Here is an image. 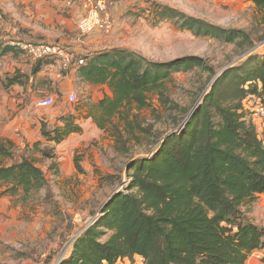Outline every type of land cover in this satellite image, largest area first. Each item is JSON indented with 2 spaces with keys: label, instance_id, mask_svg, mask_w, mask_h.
<instances>
[{
  "label": "trees",
  "instance_id": "16d2710c",
  "mask_svg": "<svg viewBox=\"0 0 264 264\" xmlns=\"http://www.w3.org/2000/svg\"><path fill=\"white\" fill-rule=\"evenodd\" d=\"M250 1L264 25V0ZM149 5L157 23L169 20L195 37L232 44L240 55L264 41V32L255 42L244 30L211 25L155 2ZM0 17L8 19L1 10ZM39 43L45 42L34 44ZM253 50L237 66L217 76L213 67L197 56L155 62L130 49L112 48L81 57L80 81L105 85L113 94L94 107L97 116L91 117L97 127L111 128L116 149L120 150L121 144L125 153L132 140L134 145H141L143 139L154 138L151 145L155 147L132 160L126 169L124 191L115 193L94 222L71 241L68 256L59 264H115L123 259L135 264V258H140L141 264H245L252 252H264V227L242 211L245 203L253 202L257 195L264 196V126L258 135L243 105L250 96L253 107L260 104L264 109V53ZM7 55L27 56L1 41L0 59ZM29 59V69L0 77L1 90L25 86L31 77L40 85L51 84L36 77L53 60ZM195 69L209 73L210 89L188 115L189 110L170 100L165 84L173 74ZM155 92L165 115L161 117L152 109V117H167L176 125L170 133L158 136L153 134V124H145L138 114L131 115L133 106L137 110L150 107L147 96ZM74 120L63 118V127L52 131L42 124L41 135L58 145L82 131ZM33 149L53 158L52 152L46 147L40 149L38 142ZM0 156L10 160L8 166L0 167V188L6 187L0 198L21 191L26 199L48 187L44 171L24 151L17 153L12 144L0 142ZM75 166L81 171L78 162ZM55 167L52 164L50 168Z\"/></svg>",
  "mask_w": 264,
  "mask_h": 264
},
{
  "label": "rangeland",
  "instance_id": "374dc122",
  "mask_svg": "<svg viewBox=\"0 0 264 264\" xmlns=\"http://www.w3.org/2000/svg\"><path fill=\"white\" fill-rule=\"evenodd\" d=\"M153 2L203 19L211 25L224 29L244 30L252 34L255 42H258L264 32V25L260 24L261 15L250 0H147L132 7V11L126 9L125 13H118L117 18L113 16L114 12L111 9L113 33L110 34V38L113 41L109 46L130 49L155 62L197 56L213 67L216 76L230 67L237 66L242 61V56L253 49H258L257 53H264V41L240 55L239 50L232 44L207 37H195L188 31H180L169 20L157 23L156 14L150 12L149 4ZM16 7L18 12L21 6ZM19 17L22 21L24 13L19 14ZM19 20H14L17 34L27 36ZM32 21L31 25L41 29L36 31L31 39H22L24 42L56 44L67 50L69 46L61 41L62 38L71 33L78 39L86 37L76 28L75 22L72 24L69 21L68 26L60 22L54 24L52 28H46L41 17L34 15ZM9 42L16 41L8 40L5 43ZM8 56L16 58L14 60H18L17 63L23 61L29 64L26 61L30 60L27 56L25 58ZM73 57L75 59L74 55ZM70 69L72 67L63 68L59 65L57 70L63 76V73ZM209 81V73L199 69L175 73L172 80L165 84L166 94L181 108L189 110V115L201 104L209 91ZM24 85H18L20 93L15 94L16 102L23 99L27 104L31 102L35 104L38 100L50 97L52 104L49 107H63L64 114L55 116L51 121L39 122V137L36 142L40 143V149L48 148L53 158L43 157L31 144L22 145L20 142L16 147L19 149L17 153L24 151L26 157L44 171L48 187L26 199L23 198L21 191L16 196L2 197L4 200L2 203L0 201V264H58L63 256H68L71 241L75 236L92 224L101 208L115 193L124 191V181H128L127 167L132 160L142 157L155 147L154 144L151 145L154 138L143 139L141 145H134L135 142L130 141L127 144L129 151L126 153L124 152L126 147L123 148L121 144L120 150L116 149L114 131L111 128L99 129L91 117L97 116L94 107L105 98L113 96L112 91L105 85L77 84V89L73 93L74 101H70L69 94L62 93L52 82L49 85H40L34 80L33 83ZM147 97L150 107L137 110L133 106L131 115L138 114L145 120V124H153L155 136L170 133L176 127L172 120L167 117L160 120L152 117V109L157 110L161 117L165 115L158 93H149ZM253 102L250 96L244 101L248 118ZM18 107L17 105L16 110ZM70 117H74V123L84 128L86 133L83 134L81 131L69 135L58 145L47 142L41 135L42 124H46L47 131H52L56 127H63L64 121L61 119ZM39 118L46 120V112L41 113ZM117 120L115 119V123ZM256 122L255 127L260 135L264 121ZM120 126L123 128L124 123L122 122ZM76 162L79 163L81 171L76 168ZM52 164H56L55 169L50 168ZM242 211L253 223L264 227L263 195H257L253 202L245 203ZM109 234L103 240H106Z\"/></svg>",
  "mask_w": 264,
  "mask_h": 264
},
{
  "label": "crops",
  "instance_id": "0c3cea01",
  "mask_svg": "<svg viewBox=\"0 0 264 264\" xmlns=\"http://www.w3.org/2000/svg\"><path fill=\"white\" fill-rule=\"evenodd\" d=\"M66 1L67 0H0V10L3 14L8 16L7 21H0V28L2 27V30H0V42L31 39L33 34L41 29L40 27H36V25H31L34 15L43 19L42 24L46 26V28H52L54 24L57 25L60 22L66 23L67 26L69 21L72 24L73 22L76 24L79 16H77L78 12L74 7H68L66 5ZM112 1L114 3V9L112 8L114 12L113 16L117 18L118 13H125L126 9L128 11H132V7L139 5V3L146 2L147 0ZM17 5L21 6L18 12V8L16 7ZM21 13H24L25 16L22 21L19 20V14ZM15 19L19 20L21 23L20 26L23 27L22 30L27 33V36H19L17 34V29L15 28L17 25H14ZM59 41L60 40H58V42ZM61 41L69 46L67 50L75 56V59H81V57L88 56L93 52L114 47L109 46V44L113 41L112 38H110V35H103L100 30L94 31L91 34H88V36L86 35L85 38L81 39L75 38V35L71 33L70 35L62 38ZM14 59L8 55L0 59V77L3 74H13L17 69L20 70L23 68V70H26L30 68V65L23 63V61L17 63L18 60L15 61ZM58 67L59 64L57 62L44 65L37 74L36 78L49 79V81H51L54 85H57V88L61 90L62 93L67 92L69 95L76 91L77 84H84L79 79L78 68L72 67L69 71L64 72V75L62 76L58 73ZM33 79L34 78L31 77L29 82L32 83ZM19 91L20 89L18 85L13 86L10 91H0V142L12 144L17 151L19 149H16V147H18L20 142H22V145L23 143L31 145L36 143V140L39 137V122L51 121L55 116L64 114L62 112L64 110L63 107L54 108L49 107V105L43 107L38 106L39 101L49 99L50 97L38 100L35 104L32 102L27 104V102L23 101V99H19L16 102L17 99L15 94L20 93ZM17 105L19 107L16 110ZM43 112H46V120L39 118V115ZM82 131L83 134L86 133L84 128H82ZM72 135L75 134H71L70 136ZM1 159L2 163L0 164V167L8 166L10 164V160L0 156V160ZM5 189L6 187L2 186L0 191L2 192ZM5 197L7 196H4V198ZM4 198L0 200L1 203ZM263 259V251H254L248 257L245 264H264Z\"/></svg>",
  "mask_w": 264,
  "mask_h": 264
},
{
  "label": "built area",
  "instance_id": "2783aa9c",
  "mask_svg": "<svg viewBox=\"0 0 264 264\" xmlns=\"http://www.w3.org/2000/svg\"><path fill=\"white\" fill-rule=\"evenodd\" d=\"M66 5L68 7H74L79 13L78 19L76 21V28L82 35H88L99 30L103 35L106 36L112 33L113 21L110 14L111 9L114 6L112 0H67ZM10 45L20 49L29 58H31L32 61L47 57L50 60H53V62H57L63 68H78L79 66L84 65L83 59H74L73 54L69 53L60 45L48 43L34 44L21 41L10 42ZM68 99L70 101H74L75 96L70 94ZM50 104H52V99L50 98L38 102V106L41 107L48 106ZM249 116L252 119L254 125L256 121H264L263 107L260 104H256L254 107L252 106ZM136 260H138V262L135 264H141L140 258H135V261ZM115 264H131V262L128 259H123L117 261Z\"/></svg>",
  "mask_w": 264,
  "mask_h": 264
},
{
  "label": "water",
  "instance_id": "95a60500",
  "mask_svg": "<svg viewBox=\"0 0 264 264\" xmlns=\"http://www.w3.org/2000/svg\"><path fill=\"white\" fill-rule=\"evenodd\" d=\"M249 52H251V51H249ZM249 52H248V53H249ZM246 54H247V53H246ZM246 54H245V55H246ZM243 56H244V55H243ZM243 56H242V57H243ZM192 112H193V111H192ZM109 200H110V199H109ZM106 203H107V202H106ZM86 228H87V227H86ZM86 228H84V229H86ZM84 229H83L82 231H80L75 237H77L79 234H81V233L84 231Z\"/></svg>",
  "mask_w": 264,
  "mask_h": 264
}]
</instances>
